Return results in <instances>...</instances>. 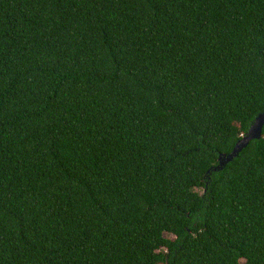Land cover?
<instances>
[{"label": "trees", "instance_id": "obj_1", "mask_svg": "<svg viewBox=\"0 0 264 264\" xmlns=\"http://www.w3.org/2000/svg\"><path fill=\"white\" fill-rule=\"evenodd\" d=\"M263 113L264 0H0V264H264Z\"/></svg>", "mask_w": 264, "mask_h": 264}, {"label": "water", "instance_id": "obj_2", "mask_svg": "<svg viewBox=\"0 0 264 264\" xmlns=\"http://www.w3.org/2000/svg\"><path fill=\"white\" fill-rule=\"evenodd\" d=\"M264 125V113L260 114L254 121V123L249 128L248 132L241 138V140L236 144L232 153L228 156L219 157V165L217 170L222 169L227 163L231 162L234 157H236L239 152L248 144L252 139H260L262 134V127Z\"/></svg>", "mask_w": 264, "mask_h": 264}, {"label": "rangeland", "instance_id": "obj_3", "mask_svg": "<svg viewBox=\"0 0 264 264\" xmlns=\"http://www.w3.org/2000/svg\"><path fill=\"white\" fill-rule=\"evenodd\" d=\"M200 191V190H199Z\"/></svg>", "mask_w": 264, "mask_h": 264}]
</instances>
